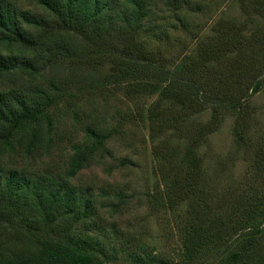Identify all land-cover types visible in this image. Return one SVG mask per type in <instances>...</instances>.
<instances>
[{
    "label": "trees",
    "instance_id": "trees-1",
    "mask_svg": "<svg viewBox=\"0 0 264 264\" xmlns=\"http://www.w3.org/2000/svg\"><path fill=\"white\" fill-rule=\"evenodd\" d=\"M32 1L49 18L21 15L0 0V75L16 83L0 89V154L23 148L33 155L51 131V108L64 95L55 83L45 90L32 80L65 52L93 90L102 82L119 85L133 104L155 97L136 115L148 123L159 173L171 177L185 205L175 262L162 264H264V120L257 121L261 127L248 123L252 98L264 92V0H222L227 11L220 10L208 36L169 67L149 59L137 42L149 15L146 0H122L120 10L112 0ZM70 51L77 55L66 57ZM227 117L233 118L230 160L244 161L238 178L223 157L212 166L201 151ZM85 134L86 142L73 147L68 179L112 136L95 122ZM3 172L0 164V225L22 228L38 241L27 264H104L99 241L74 233L90 216L82 194L57 176Z\"/></svg>",
    "mask_w": 264,
    "mask_h": 264
},
{
    "label": "rangeland",
    "instance_id": "rangeland-1",
    "mask_svg": "<svg viewBox=\"0 0 264 264\" xmlns=\"http://www.w3.org/2000/svg\"><path fill=\"white\" fill-rule=\"evenodd\" d=\"M6 1L21 15L49 18L32 0ZM146 1L149 15L137 33V42L148 52L149 59L164 67L194 50L196 43L203 41L214 28L220 10L227 11L226 5L221 6L222 0ZM121 2L112 0L110 6L120 10ZM233 11L235 15L240 13L238 7ZM198 36L201 38L197 39ZM8 52L6 48L1 50L2 54ZM63 54L59 52L55 64L32 80L45 90H50V84L55 83L64 95L57 107L51 108V131H44V140L33 155L23 148L4 150L0 154L3 173L13 170L24 172L29 178L43 174L57 176L66 186L82 194L89 201L90 216L77 224L74 233L99 241L105 253L104 264L172 263L178 250L177 227L184 214L180 210L185 211V205L179 202L171 177L168 179L159 173L149 141L148 123L136 115L138 108L145 110L155 97L139 104L131 103L119 85L101 81L108 67L99 73L97 80L102 83L93 90L91 87L96 85L89 80L85 83L83 71L69 58L77 55L76 51L66 54L69 61ZM13 85H16L14 79L0 75V89ZM250 106L255 114L251 115L249 125L261 127L257 121L264 120V92L255 95ZM93 122L112 136L101 150L94 152L87 167L68 179L65 174L73 147L86 142L85 128ZM232 127L233 118L227 117L201 151L207 153V162L212 166L216 156L223 157L232 175L238 178L244 170V161L242 158L230 160L234 148ZM166 195L172 200L171 205H167ZM37 242L22 228L0 225V262L27 264L28 257L39 250Z\"/></svg>",
    "mask_w": 264,
    "mask_h": 264
}]
</instances>
